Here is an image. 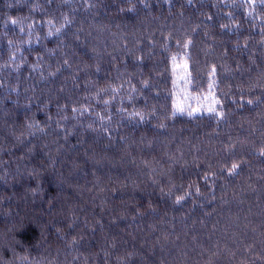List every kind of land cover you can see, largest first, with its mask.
I'll return each mask as SVG.
<instances>
[{"label":"rangeland","instance_id":"rangeland-1","mask_svg":"<svg viewBox=\"0 0 264 264\" xmlns=\"http://www.w3.org/2000/svg\"><path fill=\"white\" fill-rule=\"evenodd\" d=\"M72 1L75 7L81 6L82 3L85 6L93 5L97 10H102V15L100 11L94 13V9L85 8L82 9L84 16H80L78 11L82 10L66 7L65 0H59L58 6L54 5V9L60 13L57 18L60 15L61 18L68 19L66 24L59 25L55 29L60 36L58 41L63 43L60 42L56 50L40 49V53L37 52L33 58H30L32 66L34 65L32 71L37 72V79L34 81L31 75V79L28 80L29 73H25L23 67L25 62L17 68L14 66L15 61L24 58L15 44L18 40L24 43V39L32 37V19L25 27L19 22L18 16L12 14L10 25L5 26L7 22L5 21L1 29L4 37H9L10 40H4L1 44L4 50L0 51V83L4 84V94L0 95V179L4 181V188L7 189L4 191L9 196L20 194L25 197L27 193L32 195L37 185L43 187L42 192L48 187L47 191L54 195L64 208L71 206L68 209L75 212L83 208L92 213L91 207L95 206V200L89 188L96 190L98 194L107 195L108 190L119 187L129 194L131 189L136 188L142 181L141 178L137 180L135 175L137 177L148 175L149 172L151 173L150 169L158 175L159 171L157 172L154 166L166 167L162 160L167 157L174 156L172 160L176 163L184 160L181 153L188 150L187 137L179 138L176 130L178 125L173 124V121L170 120L171 124L163 123V120L167 119L164 117L165 114L169 112L173 117L177 114L181 119H188L189 116L185 115L189 113H192L190 117L195 115L204 117V114L215 112L218 101L212 90L214 87L212 84L218 83V80H212L214 71H218V74L217 72L215 74L222 83L220 88L222 95L226 97L227 105L235 104L238 99L246 95L245 91L247 92L250 83H241L236 76L233 77L231 70L237 69L234 64L241 57L247 56L248 53L260 52L263 41L254 36V31L251 33L252 30L248 26L243 28V38H236L239 34L230 36V38L234 37L235 45L231 51L226 46L214 49V46L206 42L205 34L214 32L216 24L207 22L206 19L201 20L200 17L195 19L190 8H185L183 14L172 16L167 14L168 18L161 19L158 17L160 14L154 16L144 7L136 6L133 10L131 7L126 9L123 6L115 11L110 8L101 9L95 0ZM37 6L38 0H34L30 6L32 9H28L31 11V16ZM177 7L181 9L180 6ZM6 9L9 13V6ZM186 9L192 14H188ZM255 17L254 15L253 19ZM198 41H202L201 45H208L209 49H205L207 53L195 57L190 51L193 47L190 44L193 42L196 44ZM242 43L245 47L248 46V52L243 48L238 50L235 48L240 47ZM219 52H224V55ZM22 77L25 78L21 80ZM26 83H38L40 86L46 83V86L32 95L29 101L28 98L24 99L27 100L24 103V93L18 91L25 89ZM55 83L66 84L67 89L63 88L55 93L57 85ZM199 91L207 92V95L199 97L204 94ZM39 93L44 94L40 96ZM32 102L35 103V107L37 106V113L45 116L42 115L41 122L37 121L38 115L31 114L24 107L34 104ZM110 102L117 103L118 106H126V109L122 110L126 115L131 111L135 118H142V121L148 117L152 118V122L156 121L161 131L156 132L154 129L151 132L149 130V133H143V128L136 124L134 129H131L133 133L127 136L121 124L112 125L107 122L113 113L107 112L108 107L103 106H108ZM101 107L104 108L102 114L98 113ZM178 108H183V112L178 111ZM209 108H213L214 111H208ZM113 111L119 112L116 109ZM188 120L190 121V118ZM244 122L243 119L233 122L231 128L236 133L232 134L231 128L228 131L235 138L222 144L213 136L210 137L209 133H201L206 136L202 140L205 149L197 151L196 158L205 162L210 156L212 157L211 154H215L218 157L222 156L223 159L218 160L217 164L231 162V165H237V168L249 162L246 131L250 133L251 131L246 129L248 128L246 126V131L239 132V126ZM41 124L45 126L41 131L48 128V134L44 131L42 136L34 135L36 128ZM53 127L57 133L54 136L49 131ZM86 128H92V131ZM224 134L228 135V132H221L222 138L226 137ZM136 135H140L141 138L136 140L137 144L134 145L133 138H137ZM26 137V145L24 144V148L21 149L20 140ZM96 138L100 139L99 143ZM175 141L179 145L176 146V151H173L172 143ZM114 144H118L116 152H113ZM154 146L160 147L162 151V153L158 151L159 155L155 157L150 153ZM148 148L151 157L147 154ZM61 152L66 156L62 157ZM194 152L196 151H192V154ZM57 160L60 161L59 167L65 171L67 177L62 176L61 171L57 174L52 170ZM25 163L29 164L26 168L23 166ZM138 166L140 169L136 172ZM253 166L248 170L241 169L244 174L245 171H249L250 179L244 183L245 175L242 173L238 182L241 186H235L229 191L225 189V198L221 199L222 202L218 200L213 205V209L209 212L213 215L208 216L209 223L220 226V229L225 228L228 222L232 223L233 227L228 226L232 231L231 242L241 248L243 254L263 247L259 243L262 241L260 235L264 234V227L261 225L264 220V165L253 164ZM60 175L64 180H61ZM254 176L261 182L260 186H253V183L259 184L252 182ZM108 183L111 184L109 189L106 188ZM126 184L130 191H127ZM84 188L91 198L81 195ZM203 188L205 189L202 187L199 192H203ZM208 188H211L209 189L211 193L212 187ZM181 191L174 194L180 200ZM246 191H249V194H245ZM76 193H80L79 197ZM212 195L214 194L206 199L213 198ZM232 199L239 202L236 208L234 205L230 206ZM224 202L226 205L224 213L222 216L217 215L218 207ZM251 215L255 220L261 217L263 219L257 221L253 228L242 218ZM161 218H153L151 222H154V228L157 225L163 226ZM240 218L242 224L238 225L236 221ZM6 222L1 234L5 233L7 239L12 230L10 221ZM179 222L181 221L177 223ZM141 226L146 230L149 225ZM169 228L174 232L176 229H179V233L184 232L179 226L170 225ZM228 228L223 231L228 232ZM245 229H253L254 232L249 233ZM165 230L168 231L167 227ZM60 249L62 250V247ZM171 251L170 260H173L177 251ZM66 255L72 256L73 252Z\"/></svg>","mask_w":264,"mask_h":264},{"label":"trees","instance_id":"trees-1","mask_svg":"<svg viewBox=\"0 0 264 264\" xmlns=\"http://www.w3.org/2000/svg\"><path fill=\"white\" fill-rule=\"evenodd\" d=\"M58 1L38 0L36 11L31 16V11H28V9L31 3H34V0H0V48L4 40H10L9 37H4L1 29L4 27L5 21H7L5 26L10 25L12 14H16L21 25L25 27L29 25L28 21L32 19V37L24 39V43L17 39L18 41L15 44V47L20 49L24 55V58L15 61L16 65L14 66L16 68L21 66L20 64L24 62V59L33 58L37 52L40 53V49L47 51L48 49L56 50L59 47L58 45L62 41H58L60 36L57 35L55 29L59 25L66 24L68 19L61 18L60 15L57 18L60 13L54 9V5L58 6ZM95 1L101 9L110 8L115 11L118 8H123V6L126 9L131 7L133 10L136 6L144 7L154 16L160 14L158 17L161 19L168 18L166 17L167 14H171V16L178 13L183 14L185 8H190L193 16L195 15V19L200 17L201 20L206 19L207 22L216 24L214 32L205 34L207 37L206 42L210 46H214V49L226 46L231 51V48L235 45L234 37L230 38V36L239 34L236 35V38H243V28L250 26L251 33L254 31V36L263 41L260 47L262 50L256 54L248 53L247 56L241 57L234 64L237 69L231 70L233 76H241L247 83H250V86H248L247 92L245 91L246 95L241 102L232 107L226 106L220 88L222 83L216 76L218 71H214L212 80H218V83L212 84L214 86L212 90L215 92L218 101L215 112L207 113L208 115L204 114V117L201 115L190 117L186 114L185 116H189L191 122L188 120L189 118L181 119L177 114H174L173 117L169 112L164 116L167 119H164L163 123L171 124V120L173 124L178 125L176 130L179 138L180 133L185 134V132L190 137V139L187 137L186 147H188V150L181 153L184 160L175 164L169 160L175 167L174 173L167 171L166 174L159 173L157 175L153 172V169H150L151 173L149 172L147 175L149 178L146 180L141 178L142 181L136 188H132L130 191L126 184L127 191H130L129 194L119 187L108 190L107 195L98 194L96 190L89 188V192L95 200V206L91 207L92 213L83 208L80 211L78 210L79 212L68 209L71 206L64 208L63 204L58 202L54 195L45 196L46 198L42 200L43 203L40 205L35 206L32 202L26 204L23 201L24 197L20 194L19 196L7 195L4 191V189L7 190L4 188V181L0 179V264H264V239L261 238L262 241L259 243L262 244V248L257 251L250 250L243 254L241 248H234L235 246L231 242L232 231L229 230L228 226L233 227L232 223L227 221L228 224H225L226 227L223 229H220V226L212 225V222L206 228L199 227V223L209 222L208 216L213 215L209 212L218 200L222 202L221 199L225 198V189L229 191L235 186H241L238 183L240 182V175L244 172L241 169L248 170L253 164L264 165V0ZM65 3H67L64 4L66 7L79 8L80 10L91 8L94 9V13L100 11L102 15V10H97L93 5L85 6L82 3L81 6L75 7L72 0H65ZM7 6H9V13L6 9ZM177 6H180L181 9ZM186 12L192 14L187 9ZM78 15L84 16V11H78ZM254 15L256 16L255 19H253ZM201 42L199 48L194 50L195 57L204 52L207 53L206 50L209 49L208 45H201ZM239 46L235 48L237 50L243 48L248 52V46L245 47L243 43ZM32 52H34V55L31 56ZM219 53L224 55V52ZM30 61L32 62V60ZM23 67H25V73H29L28 80H30L29 68L26 65ZM47 72L50 74L49 71ZM24 78L22 77L21 80ZM45 86L46 83L44 86H40L38 83H26V88L19 89L18 93H24L23 102L26 103L27 100L24 99L28 98L29 101L32 95L34 96L35 93L43 90ZM63 88L67 89L66 84L57 83L55 93H58L60 89L63 90ZM2 94H4V84L0 83V95ZM43 94L39 93L40 96ZM24 107L31 114L38 115L37 121L41 122L43 114L37 113L35 103ZM103 107H108L107 112L113 113L107 122L112 125L121 124L120 126L124 129L123 132L127 136H130L128 134H131V129H134L136 124L143 128V133H149V130L151 132L154 129L156 132L161 131V128L156 125V121L155 123L152 122V118H143L142 121V118H135L131 111H128L126 115L122 111L126 109V106H118L117 103L110 102L108 106ZM113 109L119 110V112L116 113ZM103 110L104 108L101 107L98 109V113L102 114ZM239 119L245 121L243 125L239 126V132L246 131V126H248L246 129L251 131V133L246 131L249 145L247 149L250 156L249 162L242 164L240 168H237V166L236 169L233 168L231 162L217 164L218 160L223 159L222 156L218 157L215 154H211L212 157L210 156L209 160L205 162H201L196 158L197 151L205 149L202 140L206 136L202 134L209 133L210 137L213 136L221 144L234 140L235 136L230 135L228 130L234 124L233 122ZM95 121L97 120L95 119ZM44 127L41 124L36 128L34 135L40 134L42 136L44 131L48 134V128L41 131L42 128L45 129ZM209 128L211 129L206 130ZM89 129L92 131V128ZM49 131L53 133L52 136L57 134L54 127ZM19 132L21 131L19 130ZM221 132H228V135L224 134L226 137L222 138ZM235 133L233 129L232 134ZM136 136L138 137L133 138L134 145L137 144L136 140L141 138L140 135ZM26 140L27 137L20 140L21 149L24 148ZM177 145H179L177 141L172 143L173 151H176ZM113 146L115 147L113 152H116L118 144ZM255 147L258 148L252 149ZM153 150H156V154H152L153 157L159 155L158 151L162 153L160 147L156 148L154 146L150 151ZM192 151L196 152L192 154ZM147 154L151 157L149 148ZM154 167L156 171H159L158 165ZM209 167H212V169ZM181 169L184 170L182 174L186 176L183 181L181 180L182 174L179 172ZM135 170L137 172L138 169ZM257 171L260 170L257 169ZM245 173H243L245 175L243 178L244 183L250 179L249 171H245ZM135 178L138 180L140 177L135 175ZM252 182L259 183L258 185L253 183V186H260L261 183L255 176ZM110 186L111 184L108 183L106 188L109 189ZM200 186L201 188L205 187V189L212 187L213 191L210 193L209 189L211 188L207 190L203 188V192H199ZM177 191H181V200L174 195ZM79 194H77V197H79ZM86 194L88 192L84 188L81 195L91 198L89 194ZM211 194H214L212 195L214 197L206 199ZM245 194H249V191H246ZM204 195L206 197H203ZM230 202V206L234 205V208L239 205V202L235 199L230 200ZM225 209L224 202L223 205L218 207L217 215L222 216ZM171 213L172 215H170ZM9 214H11V217L7 219ZM251 216L242 218L247 222L254 220L250 223L252 228L257 224V221L263 220L262 217L255 220ZM155 217H162L160 220L163 222V226L153 227L154 222L151 221ZM242 218L237 219L238 225L242 224ZM7 220L11 223L10 228L12 231L10 237L6 239L7 235L1 233H3L2 229H4V224H7ZM178 221L181 222L177 223ZM2 223L3 227H1ZM142 224H145V226L148 224L149 226L146 230H143ZM170 225L179 226L184 232H180L182 234L180 235L179 229H176L175 232L171 231ZM166 227L169 232H166ZM226 228H228V232L223 231ZM245 230L252 233L253 229ZM181 236L182 238H180ZM171 250L177 251L176 258L173 260H170ZM65 252H73V255H66Z\"/></svg>","mask_w":264,"mask_h":264},{"label":"bare ground","instance_id":"bare-ground-1","mask_svg":"<svg viewBox=\"0 0 264 264\" xmlns=\"http://www.w3.org/2000/svg\"><path fill=\"white\" fill-rule=\"evenodd\" d=\"M178 32L181 33L180 31H178ZM199 43H200V42L198 41L196 44H195L194 42L190 44V46H193L192 49L190 48V51H191L192 54L195 52V51H194L195 49L197 50V49L199 48V45H198ZM2 44H3V43H2ZM2 48H3V49H2ZM0 50H4V47H1ZM29 60H31V59H29V58H28V59H24V62H25L26 67L29 68L30 75H31V77H32V80L34 81V79H37V77H36L37 72L34 73L35 70L32 71L34 65L32 66L31 61L29 62ZM235 76H236L237 80H239L241 83H247L243 78H241V76H239V75H238V76L235 75ZM235 76H233V77H235ZM239 81H237V82L239 83ZM55 84H57V83H55ZM203 96H206V93L203 94V95H200L199 97H203ZM243 99H244V97H241L240 99H238L237 102H235V104L241 102ZM223 101H226V97H223ZM235 104H233L232 106H234ZM225 105H226V106H229V105H227V103H226ZM232 106H229V107H232ZM86 129H88V128H86ZM88 130H90V129H88ZM90 131H91V130H90ZM88 133H89V132H88ZM186 137H189V134H188L187 132H185V134H184V133H180V138H186ZM96 139H97V141H98V143H99V142H100V139H99V138H96ZM150 153H152V154H156V150L150 151ZM61 156H62V157H65L66 155H64V152H61ZM215 156H216V155H215ZM173 157H174V156H173ZM173 157H167V159H165L164 161L162 160L163 164H165L166 167H163V166L161 165L160 168H158L159 173H161V174H166L167 171H169L170 173H171V172L174 173V168H175V167H174V165L170 162V161L174 162V161L172 160ZM169 160H170V161H169ZM59 163H60V161L57 160L56 163H55V167H54V169H52V170H53L55 173H57V174H60L59 171H61V175L67 177L65 171H62V170L60 169V167H59ZM175 163H176V162H174V164H175ZM23 166L26 168L27 166H29V164L25 163V164H23ZM73 169H74V168H73ZM136 169H140V168H137V167H136ZM249 169H250V168H249ZM157 172H158V171H157ZM157 172H156V173H157ZM179 172H180V174H182V173L184 172V170L181 169V171H179ZM32 173H36V174H37V172H35V171H32ZM61 175H60L59 177L61 178V180H64L63 177H62ZM139 177L142 178L143 180H144V178H145V179H148V178H149L146 174H144V175H140ZM184 177H186V176L182 174V178H181L182 181L184 180ZM45 188H46V186H45ZM47 189H48V187L46 188L45 191L42 192L43 187L37 185L36 189H34V191L32 192V195H30V194H28V193L25 194V197L23 198V201H24L26 204L32 202L35 206H36V205H40V204L43 203V201H42V200H43L42 197H43V198H46L45 196H50V195H51V193H50L49 191H47ZM10 217H11V214L7 215V219H10ZM251 218H253V217L251 216ZM248 222H249V223H252V222H254V220H251V221H248ZM205 225L209 226V225H211V223H209V222H207V223H206V222L199 223V227H201V228L205 227ZM261 225L264 227V222H262ZM251 232H254V231L252 230ZM260 236H261L262 239H264V234H262V235H260ZM230 238L232 239V237H230ZM234 248H237V246H235Z\"/></svg>","mask_w":264,"mask_h":264},{"label":"snow or ice","instance_id":"snow-or-ice-1","mask_svg":"<svg viewBox=\"0 0 264 264\" xmlns=\"http://www.w3.org/2000/svg\"><path fill=\"white\" fill-rule=\"evenodd\" d=\"M13 23H15V21L13 22ZM173 59H175V58H173ZM178 111H181V112H183V108H178ZM208 111H214V109L213 108H209L208 109ZM192 113H189V115H191ZM237 167V165H233V168H236Z\"/></svg>","mask_w":264,"mask_h":264}]
</instances>
